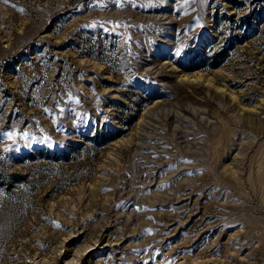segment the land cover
I'll use <instances>...</instances> for the list:
<instances>
[{
    "label": "rangeland",
    "instance_id": "374dc122",
    "mask_svg": "<svg viewBox=\"0 0 264 264\" xmlns=\"http://www.w3.org/2000/svg\"><path fill=\"white\" fill-rule=\"evenodd\" d=\"M0 264H264V0H0Z\"/></svg>",
    "mask_w": 264,
    "mask_h": 264
},
{
    "label": "snow or ice",
    "instance_id": "6c2138e0",
    "mask_svg": "<svg viewBox=\"0 0 264 264\" xmlns=\"http://www.w3.org/2000/svg\"><path fill=\"white\" fill-rule=\"evenodd\" d=\"M5 2H7V0H5ZM176 54L179 55L180 53L177 52ZM13 135H14L13 133H7L9 139H12Z\"/></svg>",
    "mask_w": 264,
    "mask_h": 264
}]
</instances>
